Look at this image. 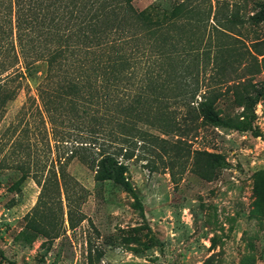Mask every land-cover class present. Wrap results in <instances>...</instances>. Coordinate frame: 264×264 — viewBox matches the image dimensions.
Masks as SVG:
<instances>
[{
  "label": "trees",
  "instance_id": "obj_1",
  "mask_svg": "<svg viewBox=\"0 0 264 264\" xmlns=\"http://www.w3.org/2000/svg\"><path fill=\"white\" fill-rule=\"evenodd\" d=\"M132 2L0 0V117L25 73L38 61L46 64L36 101L28 97L19 109L33 126L27 120L19 130L14 152L35 146L32 137L43 141L45 160L24 155L16 169L40 188L25 228L47 239L57 238L61 225L47 223L52 195L63 196L70 230L85 219L79 204L87 191L68 172L73 160L93 173L97 185L109 181L133 194L119 155L151 144L168 156L175 180L174 163L185 167L187 161L167 137L181 143L200 127L239 130L216 105L253 106L261 95L247 76L264 69V53L260 42L245 51L236 46L243 24L237 11L219 13L211 0H173L157 16L155 8L140 11ZM250 19L264 21L259 14ZM17 128L6 129L8 139ZM221 164L218 154L194 151L189 166L211 181ZM135 206L143 216L139 200Z\"/></svg>",
  "mask_w": 264,
  "mask_h": 264
},
{
  "label": "rangeland",
  "instance_id": "obj_2",
  "mask_svg": "<svg viewBox=\"0 0 264 264\" xmlns=\"http://www.w3.org/2000/svg\"><path fill=\"white\" fill-rule=\"evenodd\" d=\"M172 2L133 0L132 4L140 11L156 9L159 16L167 13ZM211 3L224 15L237 11L243 21L237 27L238 48L245 51L260 42L257 49L264 53V21L253 23L250 19L256 14L264 17V0ZM45 73V62L34 63L25 73L17 97L7 103L0 117V264H264L263 68L247 76L261 91L255 105L238 107L229 100L216 105L219 116L238 125L239 130L200 127L181 143L176 137H167L182 149V162L187 161L185 167L174 163L175 180L168 156L151 144H138L119 155L133 194L109 181L97 185L93 173L73 160L68 172L87 191L79 204L85 219L70 230L63 196L52 195L47 223L61 224L55 239L25 228L24 216L36 205L40 188L16 169L24 155L29 161L35 154L45 160L43 141L32 137L35 146L14 152L19 130L27 120L29 127L33 126L19 109L28 97L36 101L37 86ZM8 127H18L9 139ZM194 151L222 157L224 164L214 180L191 172ZM136 200L142 205L143 216Z\"/></svg>",
  "mask_w": 264,
  "mask_h": 264
}]
</instances>
